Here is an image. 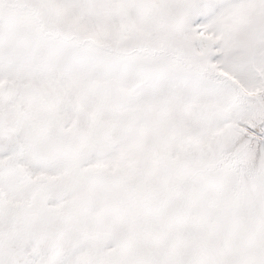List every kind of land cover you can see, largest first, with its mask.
Returning <instances> with one entry per match:
<instances>
[{
	"label": "snow or ice",
	"instance_id": "6c2138e0",
	"mask_svg": "<svg viewBox=\"0 0 264 264\" xmlns=\"http://www.w3.org/2000/svg\"><path fill=\"white\" fill-rule=\"evenodd\" d=\"M0 264H264V0H0Z\"/></svg>",
	"mask_w": 264,
	"mask_h": 264
}]
</instances>
